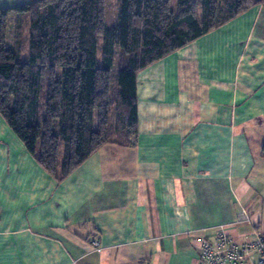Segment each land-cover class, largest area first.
<instances>
[{
    "label": "crops",
    "instance_id": "0c3cea01",
    "mask_svg": "<svg viewBox=\"0 0 264 264\" xmlns=\"http://www.w3.org/2000/svg\"><path fill=\"white\" fill-rule=\"evenodd\" d=\"M137 104L136 144H105L62 183L0 116V264H199L221 227L264 234L248 134L264 128V7L139 71Z\"/></svg>",
    "mask_w": 264,
    "mask_h": 264
},
{
    "label": "trees",
    "instance_id": "16d2710c",
    "mask_svg": "<svg viewBox=\"0 0 264 264\" xmlns=\"http://www.w3.org/2000/svg\"><path fill=\"white\" fill-rule=\"evenodd\" d=\"M113 2L32 0L0 10V116L58 183L105 144H136L139 71L264 7V0Z\"/></svg>",
    "mask_w": 264,
    "mask_h": 264
},
{
    "label": "built area",
    "instance_id": "2783aa9c",
    "mask_svg": "<svg viewBox=\"0 0 264 264\" xmlns=\"http://www.w3.org/2000/svg\"><path fill=\"white\" fill-rule=\"evenodd\" d=\"M247 224H252L251 217L241 209L235 225ZM199 249V264H264V234L259 228H254L252 237L244 242L236 241L227 228H222L212 242L202 239Z\"/></svg>",
    "mask_w": 264,
    "mask_h": 264
},
{
    "label": "rangeland",
    "instance_id": "374dc122",
    "mask_svg": "<svg viewBox=\"0 0 264 264\" xmlns=\"http://www.w3.org/2000/svg\"><path fill=\"white\" fill-rule=\"evenodd\" d=\"M109 2H113V0H109ZM113 3H112V5H109V7H108V10H109L108 22H109V24H113L114 23V17H115V14H116L115 6H114L115 4H113ZM10 37H12V36L10 35ZM9 44L10 45L12 44V40H10V43ZM263 126H264V124H263ZM251 129H252V124L247 125L246 128H245V131H249ZM248 134H249V138H250L249 144L251 145V153L254 154L255 158H257V155L262 156V146L264 144V128H262V127H255V129L252 132H248ZM254 193H256V192H253L252 194H254ZM249 217H251L250 214H249ZM251 220H252V218H251ZM222 228H224V227L219 228L218 229V232H220V230ZM233 237H234V235H233ZM234 239L236 241H239V242H242V241L244 242L248 238H245L244 240H237L234 237Z\"/></svg>",
    "mask_w": 264,
    "mask_h": 264
}]
</instances>
